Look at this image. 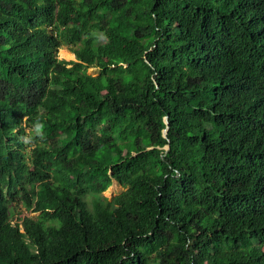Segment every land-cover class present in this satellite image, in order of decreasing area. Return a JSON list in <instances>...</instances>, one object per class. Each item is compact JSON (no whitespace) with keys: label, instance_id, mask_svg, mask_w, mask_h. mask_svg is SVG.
Instances as JSON below:
<instances>
[{"label":"trees","instance_id":"trees-1","mask_svg":"<svg viewBox=\"0 0 264 264\" xmlns=\"http://www.w3.org/2000/svg\"><path fill=\"white\" fill-rule=\"evenodd\" d=\"M1 185L0 264H264V0H0Z\"/></svg>","mask_w":264,"mask_h":264},{"label":"clouds","instance_id":"clouds-1","mask_svg":"<svg viewBox=\"0 0 264 264\" xmlns=\"http://www.w3.org/2000/svg\"><path fill=\"white\" fill-rule=\"evenodd\" d=\"M66 29L67 27H60V30L56 31L55 37L53 39H49V41L44 46V63L47 68L43 69V71L46 72L48 69L56 68L67 77L69 82L77 74L76 66L80 65L84 68V70L87 71V75L97 77L98 70L96 67L90 65L87 62L86 56H88V51L83 47V45L78 42V44L73 47L71 44H65L61 40L58 33L60 31H65ZM79 48L84 49V51L78 52L77 50ZM89 68H95L97 72L95 74H90L88 72ZM28 133V128H25L24 133L18 135V139L25 146L24 152L29 154L34 153L36 149H43L42 147H44V145L38 142V139H30ZM11 190L12 189L8 185L0 186V217L6 210L9 225L18 226L19 231L22 234H25V229L23 226L25 217H31L35 219L39 217L42 212L37 210L34 206L28 209V206L26 205L25 198L28 195L32 196L31 189L29 194H21V199L18 198V191L20 190L19 187H17V193L12 192ZM24 212L36 213L38 216H20V214Z\"/></svg>","mask_w":264,"mask_h":264},{"label":"rangeland","instance_id":"rangeland-1","mask_svg":"<svg viewBox=\"0 0 264 264\" xmlns=\"http://www.w3.org/2000/svg\"><path fill=\"white\" fill-rule=\"evenodd\" d=\"M88 72L90 74H95L97 71L95 68H89ZM124 191H125V189L122 186H120L117 182H113V184L110 186V188L104 193V196L106 198H108L109 200H112L113 198L120 195ZM26 215L27 216L30 215L32 217L38 216V214L32 213V212H30V213L24 212V213L20 214V216H22V217L26 216Z\"/></svg>","mask_w":264,"mask_h":264},{"label":"water","instance_id":"water-1","mask_svg":"<svg viewBox=\"0 0 264 264\" xmlns=\"http://www.w3.org/2000/svg\"><path fill=\"white\" fill-rule=\"evenodd\" d=\"M167 132H168V129H166L165 132H164L165 136L167 135Z\"/></svg>","mask_w":264,"mask_h":264}]
</instances>
